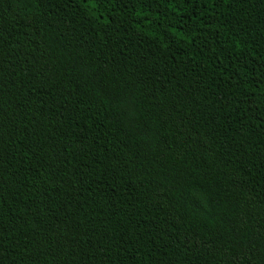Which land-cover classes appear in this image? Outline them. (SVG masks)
<instances>
[{
    "label": "trees",
    "instance_id": "obj_1",
    "mask_svg": "<svg viewBox=\"0 0 264 264\" xmlns=\"http://www.w3.org/2000/svg\"><path fill=\"white\" fill-rule=\"evenodd\" d=\"M0 264H264V0H0Z\"/></svg>",
    "mask_w": 264,
    "mask_h": 264
}]
</instances>
